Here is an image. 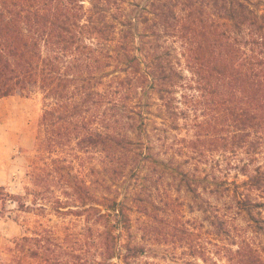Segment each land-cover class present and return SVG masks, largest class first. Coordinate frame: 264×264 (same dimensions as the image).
<instances>
[{
	"label": "trees",
	"instance_id": "trees-1",
	"mask_svg": "<svg viewBox=\"0 0 264 264\" xmlns=\"http://www.w3.org/2000/svg\"><path fill=\"white\" fill-rule=\"evenodd\" d=\"M262 5L264 0H0V98L42 96L37 157L51 156L49 171L41 164L30 171L34 188L2 199L15 202L18 211H40L39 217L76 216L50 226L40 220L33 232L26 228L0 249V264H31L32 258L37 264H112L115 258L131 264L144 252L121 243L133 232L130 206L62 170L80 143L107 141L113 154L130 144L125 132L146 127L154 94L171 117L164 124L185 116L208 145L218 141L233 156L248 155V162L234 165L255 173L244 190L237 185L235 213L218 214L216 228L224 252H233L227 239L239 246L233 264H264ZM118 162L113 171L125 168ZM242 211L260 215L252 217L253 230L236 223ZM93 249L102 260L84 256Z\"/></svg>",
	"mask_w": 264,
	"mask_h": 264
},
{
	"label": "rangeland",
	"instance_id": "rangeland-1",
	"mask_svg": "<svg viewBox=\"0 0 264 264\" xmlns=\"http://www.w3.org/2000/svg\"><path fill=\"white\" fill-rule=\"evenodd\" d=\"M178 95L181 99L180 93ZM140 96L146 101L143 93ZM153 97L155 104L148 114L150 121L146 127L125 132L132 139L130 144L124 143L123 148L113 154L107 141L98 146L80 143L76 145L75 158L70 159L62 172L75 175L78 183L98 190L100 196L115 197L130 206L133 232L121 243L144 249L140 256L130 260L131 264H233L239 246L234 239H227L225 242L233 252H224V240L216 228L217 215L235 213L233 201L237 185L244 190L248 186L243 183L255 172L238 171L234 164L248 162V155L233 156L230 149L219 148L218 141L208 145L210 140L202 135L198 137L196 128L185 116H180L179 124L171 121L164 124L171 117L167 111L165 113L159 96L154 94ZM185 100L182 98L183 102ZM42 112L40 94L0 98V187H4L0 188V249L9 240L24 234L26 228L35 231L40 220L50 226L76 217L56 212L39 217L40 211H18L15 202L2 199L6 192L23 194L26 187L34 188L29 174L37 171V165L50 170L47 166L51 162L50 154L41 161L37 157ZM102 113L105 115L104 111ZM167 124L178 126L171 129ZM178 139L186 140L188 145ZM228 141L233 142V138ZM203 142L207 144L204 146ZM170 148L176 150L169 151ZM192 150L196 152L194 155ZM118 159L126 166L113 171L119 164ZM227 162L234 165L230 170ZM135 163L138 167L133 168ZM29 199L31 201L32 196ZM252 217L260 215L242 211L236 223L251 231L255 228ZM94 253L93 249L84 256L90 262L102 260L103 256L97 258ZM31 261L37 264L36 258ZM112 262L125 264L117 258Z\"/></svg>",
	"mask_w": 264,
	"mask_h": 264
}]
</instances>
